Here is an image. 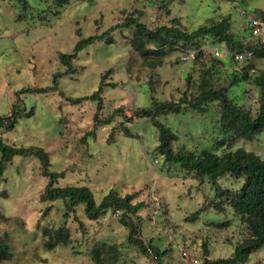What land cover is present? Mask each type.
I'll list each match as a JSON object with an SVG mask.
<instances>
[{
  "label": "rangeland",
  "instance_id": "rangeland-1",
  "mask_svg": "<svg viewBox=\"0 0 264 264\" xmlns=\"http://www.w3.org/2000/svg\"><path fill=\"white\" fill-rule=\"evenodd\" d=\"M27 1L30 8L24 12L19 0H0V115L10 113L17 103L34 110L32 117H23L15 130L2 135L4 141L45 149L50 170L63 174L57 186L89 187L97 203L111 190L123 196L137 193L134 202L147 207L135 223L145 242L168 253L164 264H193L183 259L184 251L203 264L206 245L211 260L228 258L239 238V218L230 211L220 215L208 206L216 195L212 183L201 186L182 167L167 164L155 152L160 144L157 128L147 118L134 117L137 108L151 106L153 96L162 102L179 101L187 75L200 78L198 67L179 63L178 53H173L152 69L132 51L130 31L118 28L114 44L99 42L79 55L74 63L77 72L61 78L58 91L19 97L17 92L52 86L55 75L66 71L60 54H71L79 40L104 33L133 12L143 13L141 20L151 28L171 25V19L179 17L190 31L230 16L233 30L248 35L246 18L264 12V0H169V14L159 0H78L60 9L52 0ZM205 45L213 44L208 39ZM229 69L227 65L218 74L221 83ZM110 70L112 74H107ZM104 75L101 117L122 108L128 118L117 117L111 125L97 127L96 103L74 104L68 99L92 95ZM249 89L245 83L235 95L257 109L258 93L254 89L247 93ZM217 118L214 112L202 116L194 111L160 121L177 135L175 151L199 155L207 149L222 154L225 148L219 139L224 134ZM124 126L133 137L125 136ZM241 147L264 158V133L254 141L239 140L232 149ZM48 181L41 162L33 157L14 158L1 176L0 240L10 245L13 258L0 264H96V250L104 264H156L128 243V231L113 210L90 220L84 207L70 212L61 201L43 202ZM221 184L238 188L241 182L230 178ZM61 227L68 228L70 243L48 251L46 232ZM245 264H264V248Z\"/></svg>",
  "mask_w": 264,
  "mask_h": 264
},
{
  "label": "trees",
  "instance_id": "trees-1",
  "mask_svg": "<svg viewBox=\"0 0 264 264\" xmlns=\"http://www.w3.org/2000/svg\"><path fill=\"white\" fill-rule=\"evenodd\" d=\"M19 1L23 5L24 12H27L30 8L29 2ZM76 1L78 0H52L56 9L64 8ZM159 3L160 7L169 14V0H159ZM258 12L264 17L263 11ZM142 17L143 13L133 12L125 16L123 23L104 33L82 38L71 54H60L61 63L66 67V71L55 75L52 86L23 89L17 92V96L58 91L60 79L77 72L74 63L79 55L99 42L114 44L113 33L118 28L130 31L132 51L145 59V64L152 69L161 66L163 59L173 53L207 47L205 41L208 39L212 41L213 46L226 48L229 56L225 59L217 58L202 50L197 54L196 59L189 63L194 68H199L200 78L195 80L192 74L187 75L186 90L179 101L162 102L153 96L151 106L137 108L134 117L147 118L157 128L160 144L155 152L163 156L167 164L182 167L201 186L207 181L212 183L216 195L208 206L211 204V207L220 215L230 211L240 220L237 225L239 238L234 243L232 254L228 258L211 260L208 257L209 250L206 245L203 264H245L251 255L264 248V158L242 147L232 149V146L239 140L254 141L264 133V42L253 39L249 34L240 35L235 32L230 16H222L216 21L211 20L193 31H190L179 17L171 19V25H160L154 28L148 27L141 20ZM239 53H245L243 60L237 59L236 54ZM178 61L184 64L179 57ZM227 65H230L229 75L224 83H221L218 80V74L227 68ZM112 72L113 70H110L107 74ZM105 81L106 75L102 77L98 90L92 95L68 99L74 104L83 101L96 103L94 121L97 127L109 126L117 117L128 118L122 108L116 109L105 119L101 117L105 108L102 95ZM245 83L251 87L247 93H251L252 89L258 93L257 109H254L251 104L239 102L235 95L236 89L241 88ZM194 111L202 116L212 112L217 115L219 130L224 134V137L219 139L220 147L225 148L222 154L207 149L199 155L191 151L174 150L173 144L177 135L169 126L161 122L160 118ZM33 115L34 110L28 111L26 105L21 103L14 105L10 113L0 115V178L14 158L38 159L42 165L43 175L49 179L46 190L41 196L43 202L61 201L70 212H74L78 207H84L90 220H97L109 209L113 210L128 231V243L137 247L142 255L153 257L156 264H164L163 258L168 253L160 251L152 244V241L145 242L135 223L139 212L147 207L144 202H134L137 193L123 196L111 190L100 203H97L89 187L57 186L63 174L50 170L51 161L45 149L16 146L4 141L2 136L4 133L15 130L23 117ZM123 132L127 137L134 136L125 126ZM230 178L240 181V187L224 188L221 181ZM77 221L80 227L84 228V224L78 219ZM45 236L47 237L45 247L48 251L54 250L59 245L69 244L71 239L66 227L46 232ZM109 248L117 250L115 246ZM94 253L96 254L93 258L94 262L104 264L100 252L96 250ZM12 258L10 245L0 240V262H8Z\"/></svg>",
  "mask_w": 264,
  "mask_h": 264
},
{
  "label": "built area",
  "instance_id": "built-area-1",
  "mask_svg": "<svg viewBox=\"0 0 264 264\" xmlns=\"http://www.w3.org/2000/svg\"><path fill=\"white\" fill-rule=\"evenodd\" d=\"M245 27L249 36L253 39H258L259 41L264 42V17L261 14L247 16ZM202 50L220 59H225L229 56V51L226 48L211 45L201 49H188L183 52H178V57L184 64H189L196 59L197 54ZM244 56L245 53L236 54V57L239 60H243ZM183 259L193 264L200 263L198 258L191 256L187 251L183 252Z\"/></svg>",
  "mask_w": 264,
  "mask_h": 264
}]
</instances>
